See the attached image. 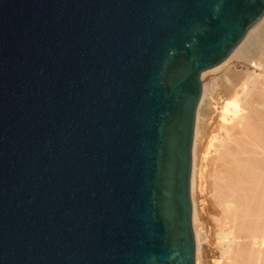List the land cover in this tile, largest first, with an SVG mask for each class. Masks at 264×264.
I'll return each instance as SVG.
<instances>
[{
	"label": "water",
	"instance_id": "1",
	"mask_svg": "<svg viewBox=\"0 0 264 264\" xmlns=\"http://www.w3.org/2000/svg\"><path fill=\"white\" fill-rule=\"evenodd\" d=\"M264 0H0V264H196L201 75Z\"/></svg>",
	"mask_w": 264,
	"mask_h": 264
},
{
	"label": "bare ground",
	"instance_id": "2",
	"mask_svg": "<svg viewBox=\"0 0 264 264\" xmlns=\"http://www.w3.org/2000/svg\"><path fill=\"white\" fill-rule=\"evenodd\" d=\"M234 58L240 59L244 70L236 69ZM217 69L221 73L216 86L222 92L213 98V126L198 170L199 111L193 144L196 264H202L201 232L193 194L196 179L204 189L208 177L222 215L220 254L214 264H264V16L249 29L233 54L210 71ZM205 92L204 88L199 107ZM212 149L215 155L209 158Z\"/></svg>",
	"mask_w": 264,
	"mask_h": 264
},
{
	"label": "rangeland",
	"instance_id": "3",
	"mask_svg": "<svg viewBox=\"0 0 264 264\" xmlns=\"http://www.w3.org/2000/svg\"><path fill=\"white\" fill-rule=\"evenodd\" d=\"M244 40V39H243ZM241 44V43H240ZM236 50V49H235ZM234 50V51H235ZM233 51V52H234ZM231 53V55L233 54ZM230 55V56H231ZM232 64L236 67L237 70H244V64L240 59L234 58ZM209 70V71H208ZM204 71L201 75V81L205 92V99L201 107L198 106L197 113L199 111V136L197 141V170L202 165V155L207 150V142L209 140L211 127L213 122L210 121L211 118L215 115L212 103L214 102L213 98H217L218 94L222 92L221 87L216 86V81L221 73V69L212 70L208 69ZM202 98V97H201ZM200 104V103H199ZM197 122V117H196ZM196 128V124H195ZM194 144V143H193ZM210 157L212 158L215 153L214 150H210ZM210 177H208V182L205 183L204 189H201L199 178L196 179V185L194 189L193 198L195 200V207L197 212V225L201 232V262L202 264H214V259L220 254V240L218 237V231L220 229L221 218V208L214 200L212 195V188L209 183ZM192 197V193H191ZM193 202V200H192ZM194 226V225H193Z\"/></svg>",
	"mask_w": 264,
	"mask_h": 264
}]
</instances>
